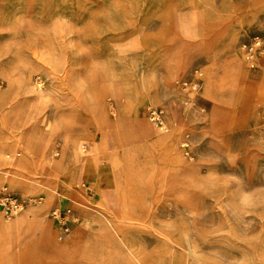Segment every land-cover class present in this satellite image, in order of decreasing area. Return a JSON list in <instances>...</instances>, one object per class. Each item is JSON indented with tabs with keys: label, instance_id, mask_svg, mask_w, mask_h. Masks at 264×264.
Segmentation results:
<instances>
[{
	"label": "rangeland",
	"instance_id": "rangeland-1",
	"mask_svg": "<svg viewBox=\"0 0 264 264\" xmlns=\"http://www.w3.org/2000/svg\"><path fill=\"white\" fill-rule=\"evenodd\" d=\"M263 1L0 0V196L24 205L3 216L41 202L38 243H63L52 210L133 164L142 217L104 221L137 230L146 263L264 264ZM32 232L0 226V264Z\"/></svg>",
	"mask_w": 264,
	"mask_h": 264
},
{
	"label": "crops",
	"instance_id": "crops-1",
	"mask_svg": "<svg viewBox=\"0 0 264 264\" xmlns=\"http://www.w3.org/2000/svg\"><path fill=\"white\" fill-rule=\"evenodd\" d=\"M252 1L257 2V0ZM250 9L253 13L256 11V7L252 4H250ZM261 9L262 11L264 10V1L261 2ZM171 119H173V116H171ZM24 134L25 132L21 137ZM139 171L138 166L133 164L130 166L125 164L113 168L114 185L112 188L114 191L109 196L101 195L98 190V187H111L110 179H107L108 177L105 180L100 179L98 185L97 183L92 184L94 191L87 193V195L81 189L80 182L78 186L79 192H73L72 199L67 200L62 205L63 207L72 208L74 218L80 216L78 218L79 222H75L74 224H72L73 220L70 222V232L64 237L66 241L63 243H57V241L55 243H38L39 229H34L32 220L40 218L43 223L46 220V216L40 211L36 215H30L31 218L28 219V224L30 228L32 227L31 231L33 232L28 238L29 244L23 249V258L15 260L12 264H148L137 248L135 237L136 232H138L137 230L115 229L109 227L104 221L106 217L121 219L129 216V214L131 215L130 217L134 218L142 217V207L136 201L135 196V187L139 186L141 189L142 185L138 181L126 179L128 174H138ZM88 173V171L83 172V176H90ZM110 173L109 170L104 169L102 177ZM116 177H119V179H116ZM128 185L133 189L130 192V197L126 194V187ZM74 198L79 203L87 202L89 206L83 207L78 203L76 205ZM124 201H129V204L132 202L136 206V209L131 212L126 211L123 206ZM93 207H96L98 211L92 210ZM101 220L104 222L103 224ZM57 234L58 236L60 235V229L59 233L57 230ZM128 239L131 240L130 243L127 241ZM20 249H22V246ZM132 252L139 255V259H136ZM120 254H124L127 258H118Z\"/></svg>",
	"mask_w": 264,
	"mask_h": 264
},
{
	"label": "bare ground",
	"instance_id": "bare-ground-1",
	"mask_svg": "<svg viewBox=\"0 0 264 264\" xmlns=\"http://www.w3.org/2000/svg\"><path fill=\"white\" fill-rule=\"evenodd\" d=\"M9 69V68H8ZM8 73V72H7ZM9 76V75H8ZM198 82V81H197ZM8 93V90H0V98L3 99L5 98L4 96ZM194 93V92H193ZM211 96V94L209 95ZM124 125V121L116 124L117 128H121V126ZM149 129L150 130H157L156 126L154 124H150L149 125ZM144 139H137L136 143L140 146L145 145ZM21 146H23V143H19ZM33 147L34 145L32 144V148L29 152H27V154H25V159H28V161L33 160V155L35 154L33 151ZM57 153V151H55ZM27 155V157H26ZM32 157V158H31ZM74 173V171H73ZM79 173V172H78ZM76 181V180H75ZM14 183H16V187L19 188V190L23 193H26L30 190L31 188V184L26 180V177L24 175H19V177H16V179H14ZM73 183V182H72ZM76 183V182H75ZM49 195V194H47ZM41 203V202H40ZM39 202L37 204L33 203V205H31L29 211L25 214H19V216L15 219L10 218V216H3L4 211H6L3 208H0V226L2 228H7L10 230H18L22 227L24 228H28L30 227V225L28 224V219H30V215H36L37 213H39V211L41 213H43L44 216L47 215L48 209L46 206L41 205ZM24 205H22L16 212L21 211L23 209ZM15 212V213H16ZM14 213V214H15ZM5 215V214H4ZM18 215V214H17ZM35 220L32 221V225L34 227V229H41V228H45L47 229V225H48V219L45 218L46 220L42 223V221L40 220V218H34ZM108 221V220H107ZM103 221L101 220V223ZM32 228V227H31ZM49 236H44L45 239H48Z\"/></svg>",
	"mask_w": 264,
	"mask_h": 264
},
{
	"label": "built area",
	"instance_id": "built-area-1",
	"mask_svg": "<svg viewBox=\"0 0 264 264\" xmlns=\"http://www.w3.org/2000/svg\"><path fill=\"white\" fill-rule=\"evenodd\" d=\"M261 42L257 38L253 41L251 44V47L249 49V56L248 59L253 62L255 60L254 58V49L255 48H260ZM252 66H254V63H252ZM0 204H4L10 209V215H13L20 207H21V200L14 194L12 193H2L0 196ZM51 216L53 219H55L60 227V235L59 238L62 239L65 236L68 235L70 232V222L74 219L73 216V210L70 207H66L65 209H60L59 207H55L52 212Z\"/></svg>",
	"mask_w": 264,
	"mask_h": 264
}]
</instances>
